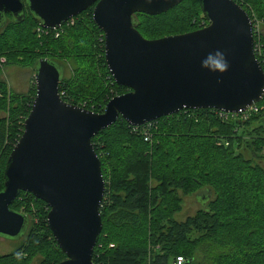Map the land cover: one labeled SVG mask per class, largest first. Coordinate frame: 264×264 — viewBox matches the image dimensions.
Masks as SVG:
<instances>
[{
  "label": "water",
  "instance_id": "95a60500",
  "mask_svg": "<svg viewBox=\"0 0 264 264\" xmlns=\"http://www.w3.org/2000/svg\"><path fill=\"white\" fill-rule=\"evenodd\" d=\"M184 1L0 0V22L7 16L21 22L27 12L48 31L92 8V20L104 36L108 71L129 91L94 114L62 100L63 66L37 62L36 96L4 171L0 236L16 239L28 226L26 216L10 210L20 193H28L49 208L48 228L65 255L59 264H93L106 189L93 137L119 118L142 127L183 110L242 114L264 100L252 25L233 0H200L209 23L202 30L152 41L139 34L137 14L160 16ZM218 53L227 60L226 71L219 70Z\"/></svg>",
  "mask_w": 264,
  "mask_h": 264
},
{
  "label": "trees",
  "instance_id": "16d2710c",
  "mask_svg": "<svg viewBox=\"0 0 264 264\" xmlns=\"http://www.w3.org/2000/svg\"><path fill=\"white\" fill-rule=\"evenodd\" d=\"M186 1L160 16L137 14L136 28L139 25L137 16H145L151 19V22L159 23L160 18L169 15L173 17L183 10ZM233 1L240 6L239 1ZM244 1L245 4L247 1L252 6L251 11L258 19L264 20V0ZM187 11L183 10L184 13ZM198 11L200 15H203L200 1ZM187 16V14L180 16L179 23H185ZM79 21L84 22L85 26H82ZM205 21L208 22L206 19ZM72 22L73 25L67 22L60 27L61 30L58 29L62 33L57 39L53 31L48 35L41 34L38 30L42 28L27 12L21 22L7 23L0 30L3 33L0 37V60H5V64L0 67L5 66L6 58L9 59L13 54L19 53L21 56H27L23 57L27 60H29L28 57L31 59L35 54V51L30 50L33 45L57 42L65 51L70 50L71 53L79 54L80 57L89 61L91 66L83 69L81 74L90 73L94 65V54H88L86 50L91 49L94 53L95 48L91 46L93 44L90 48H82L85 41L75 35L69 47L68 41L64 39L73 34L72 30L77 29L81 31L85 39L89 37L86 44L89 45L91 37L94 36L93 30L100 35L102 32L92 20V8L73 18ZM159 26L160 23L157 28ZM100 44L101 53L105 54L103 42ZM262 44L264 52V38ZM257 60L264 71V58L257 57ZM38 61L39 59L34 62V71ZM49 61L62 65L54 60L49 59ZM102 64L113 88L120 92L117 95L112 92L111 97L105 102L107 105L111 98L129 91L114 83L103 56ZM64 89L65 84L62 80L59 94L65 103L90 111L85 105L81 106L73 102ZM17 105H19L17 109H12L7 124L4 119H0V151L4 148L6 151L10 150V153L16 146L23 131L21 129L19 133L17 124L23 127L24 116L30 113L32 102L30 104L17 102ZM256 106L259 111L246 122L240 119L223 122L218 119L217 111L209 109L183 110L153 123L156 129L153 132L151 144L144 143L139 134L140 129L136 131V128L141 127H132L121 118L112 127L93 137L91 143L100 158L106 185L100 215L108 228L114 231L118 242L102 228L94 249L92 263L172 264L176 258L180 257L184 259L185 264H264V170L259 165L253 166L250 160L246 161L242 156L244 152H249L251 159L255 160L258 158L256 153L264 151V100ZM96 113H103V109L95 111ZM133 139L139 140L146 147L154 145L156 151L153 157L145 155L143 150L130 153L131 144L128 141ZM167 160L180 166L177 173ZM114 162H119L118 165L119 168L122 167V171L114 172L115 178L110 180L109 170ZM160 162L163 163L161 165L166 171L164 176L156 178L158 188H156L155 196L150 186L151 168L153 164H160ZM2 182L3 187L0 182V192L4 188V171ZM202 191H210L213 198L196 216L188 217L183 223L171 220L172 215L180 209L179 194L185 198ZM159 199L167 202L163 206L164 212L160 210ZM10 210L29 219V229L21 249L24 255H32L51 242L60 251L48 228L49 208L45 203L28 193H20L10 206ZM150 217L156 223H168L164 226L157 224L154 232L149 233L153 243L149 244V247L154 250L152 253L147 252L145 246L139 247L144 243L142 239L136 244L137 246H131L135 243L129 238L121 236L122 240L117 237L124 232L142 228L147 236L148 232L143 225V220ZM222 227L231 229L224 238L218 233ZM193 235L199 237L192 241L190 238ZM224 239L233 244L225 245ZM111 245L113 248L110 249ZM199 255H202L201 261L197 260ZM63 256L65 258L64 254ZM21 259L16 255H9L0 258V264L3 262L21 264L19 261ZM59 263H50V259L46 258L41 264Z\"/></svg>",
  "mask_w": 264,
  "mask_h": 264
},
{
  "label": "rangeland",
  "instance_id": "374dc122",
  "mask_svg": "<svg viewBox=\"0 0 264 264\" xmlns=\"http://www.w3.org/2000/svg\"><path fill=\"white\" fill-rule=\"evenodd\" d=\"M199 1L200 0H187L185 2V5H183L184 7L182 8L183 10H188L187 13H184L183 10H180V12L176 13V15L173 17H170L169 15L160 18L159 28H157V25L159 24L157 21H153L156 23V25H152L155 23L151 22L152 21L151 19L139 15L137 16L139 25L138 28L136 29H138L137 31L144 39L149 41L158 40L166 37L185 35L202 30L206 28L209 23L208 22L206 23L203 15H200L198 11ZM237 1H239L240 3V8H242L248 16V13H250L252 6L248 4L247 1L246 4L248 6L245 4L244 0H237ZM186 14L188 15L186 19L187 24L186 22L179 23V21H181L179 17L185 16ZM9 22H14V20L12 19V17L7 16L2 22H0V30L3 29L4 26ZM79 23L82 24V26H85L84 22L79 21ZM192 26L194 27L192 28ZM72 33L73 34H71L68 38L64 39L68 41L67 45L69 47L71 45L70 41L72 40L73 36L78 35L79 36L78 38H83V40L85 41V45L82 48H90L91 44H93L91 46L95 48L94 53L91 52V49L86 50L88 54H94L93 68L90 71V73L86 75L81 74V71L91 66L89 61H86L85 59L80 57L79 54L71 53L70 50L65 51V49L61 46V44L57 42H52V43L44 42L49 44L31 46L30 50L35 51V54L32 55L31 59L28 57L29 60L23 58L27 56H21V54L19 53L11 55L9 59L6 58V65L0 67V119H4V121H6V124L7 122H9L12 109L14 108L17 109V107L19 106L17 105V102L20 103L27 102L30 104V102L33 103L35 99L36 88L34 81V62L37 59L39 60L50 59L63 65L65 69L64 76H63V72L60 69L59 70H60L61 78L63 77V81L65 84L64 90L71 97V100L73 102H77L78 105L81 106L85 105L90 110L89 112L95 114V111L97 112L101 109L104 110L106 106L105 102L111 97V93L113 92L114 95L120 94V92H117L113 88L109 80L110 78L102 64V56L103 57L105 56V54L101 53L102 49L100 44L101 42H103L104 44L103 33L102 35H100L98 34V32L93 30L94 36L91 37V41L89 42V45H86L88 44L87 41H89V37H86L85 39L82 36L83 34L81 33V31L74 29L72 30ZM2 34L3 33L0 32V37L2 36ZM4 49L6 50V48ZM28 115L29 112L26 113V115L24 116L25 118L24 121L27 119ZM17 126H18L17 129L20 133V130L24 128V123H23V127H20V125L18 124ZM153 127H154L153 130L154 132L156 129L155 124ZM128 142L129 144H131L130 145L131 147L129 149L130 153L140 152L141 150H143L145 155L148 154L149 157H153L156 151L154 145L152 147L151 146L146 147L144 144H142L139 140L136 139H133L132 141H128ZM147 144H151V143H147ZM9 151L8 150L6 151L4 148L0 151V182L2 183V186L0 183L1 187H3L2 174L3 171H5L8 158L11 154V152L9 153ZM256 155L258 156V158L252 160L251 154L249 152H244L242 154L243 158H245L246 161L250 160L253 166L259 165L264 170V151L262 150L260 153H256ZM168 162L170 163V166L174 168V172L177 173L179 171L180 166L177 163L173 164L170 161ZM118 163L114 162L112 168H110L109 170L110 180L115 178V174H113L114 172L118 173L119 171H122V167L119 168ZM161 164L163 165V163L161 162L160 164H153L151 168L152 180L150 186H151V191L155 196L157 195L156 188H158V181H157L158 179L156 180V178L164 176V172L166 171ZM179 197L181 199L180 209L178 212L172 215L171 220L176 221L178 223H183L188 217L196 216L200 212V210L204 208V206L208 201L204 198L208 197V199L211 200L213 198V194L210 191L209 192L202 191L201 193L199 192V194L197 193L193 196H187V197L185 196V198H182V195L179 194ZM165 203L167 202L164 199H159V206H161L160 207L161 212H164L163 206ZM157 224L158 226H164L167 225L168 223L166 222L156 223L150 217L143 220V225L146 231L148 232L147 236L146 233L143 232V228H142L141 230H137V231L124 232L121 235H117V237L119 239H122L121 236H125L129 238L131 241L135 243L132 244L131 246H137L136 244L139 243L142 239L144 243L139 247L145 246L147 252L152 253L154 250H152V247L151 248L149 247V244L150 243L153 244V243L151 241V237L149 233L154 232L153 230L157 228ZM29 225L30 224L28 223V226L27 225L25 226L23 233L16 239H9L0 236V258L9 255H16L17 257L22 258L21 260H19L21 264H41L43 259L46 258L47 260L50 259V263H55V262L58 263L64 261L65 258L63 254L60 251H58V249H56V247L54 246V244H52V242L48 243V245L44 249L39 250L32 255L28 256L22 253L21 249L25 241V237L27 235ZM102 225H103V230L107 233L109 232L111 237L115 239L116 242H118V239L115 237L114 231L108 228V226L105 224V220H102ZM230 230L231 229L229 227H222L221 230L218 231V233L224 238L225 234L230 232ZM198 237H199L198 235H193L190 238V240L193 241ZM224 240H225L224 241L225 245L233 244L227 241L226 239ZM201 256L202 255H199L197 257L198 261H201L202 259ZM5 263L6 262H3V264Z\"/></svg>",
  "mask_w": 264,
  "mask_h": 264
},
{
  "label": "built area",
  "instance_id": "2783aa9c",
  "mask_svg": "<svg viewBox=\"0 0 264 264\" xmlns=\"http://www.w3.org/2000/svg\"><path fill=\"white\" fill-rule=\"evenodd\" d=\"M248 16H249V19H250V22L252 25V34H253V40H254V44H253L254 45V47H253L254 54H255L256 58L258 57L259 59H263L264 58V52H263L262 41L264 38V20L258 19L257 16L252 11H250V15H248ZM68 22L71 25H73L72 19ZM59 30H61V28ZM59 30L53 31L54 37L56 39L59 38V36L62 33ZM38 31L41 34H45V35H48V34H50V32H52V31H48V30H44V29H39ZM57 31H59V32H57ZM3 64H5V60L1 59L0 65H3ZM258 111H259V109L255 105L254 107L248 109L246 112H244L242 114H226V113L217 111V115H218V119L223 121V122L229 121L230 119H240V120L246 122V121H249V119L254 114H256ZM153 123L154 122H151V123L144 125L141 128H136V131H137V129H140L139 134L143 138L145 143H150L152 140L153 130H154V127H153L154 124ZM100 248H101V246H100ZM111 248H113L112 245L110 246V249ZM172 264H185V261L183 258L179 257V258H176L172 262Z\"/></svg>",
  "mask_w": 264,
  "mask_h": 264
},
{
  "label": "clouds",
  "instance_id": "9594fccd",
  "mask_svg": "<svg viewBox=\"0 0 264 264\" xmlns=\"http://www.w3.org/2000/svg\"><path fill=\"white\" fill-rule=\"evenodd\" d=\"M217 57L218 58L216 60V63L220 66L219 70L220 71H226L228 68V63H227L226 58L223 56L222 53H218Z\"/></svg>",
  "mask_w": 264,
  "mask_h": 264
}]
</instances>
